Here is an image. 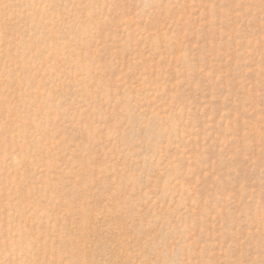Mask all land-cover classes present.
Here are the masks:
<instances>
[{
    "label": "rangeland",
    "instance_id": "374dc122",
    "mask_svg": "<svg viewBox=\"0 0 264 264\" xmlns=\"http://www.w3.org/2000/svg\"><path fill=\"white\" fill-rule=\"evenodd\" d=\"M0 264H264V0H0Z\"/></svg>",
    "mask_w": 264,
    "mask_h": 264
}]
</instances>
